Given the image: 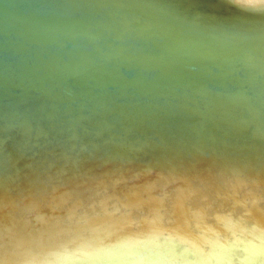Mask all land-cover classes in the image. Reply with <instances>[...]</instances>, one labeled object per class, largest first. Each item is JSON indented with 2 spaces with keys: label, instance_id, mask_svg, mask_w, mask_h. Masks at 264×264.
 I'll use <instances>...</instances> for the list:
<instances>
[{
  "label": "water",
  "instance_id": "95a60500",
  "mask_svg": "<svg viewBox=\"0 0 264 264\" xmlns=\"http://www.w3.org/2000/svg\"><path fill=\"white\" fill-rule=\"evenodd\" d=\"M0 264H264V0H0Z\"/></svg>",
  "mask_w": 264,
  "mask_h": 264
}]
</instances>
